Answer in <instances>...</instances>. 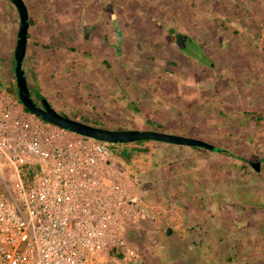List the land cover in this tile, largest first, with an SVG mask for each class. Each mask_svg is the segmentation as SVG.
Listing matches in <instances>:
<instances>
[{
	"label": "rangeland",
	"instance_id": "obj_1",
	"mask_svg": "<svg viewBox=\"0 0 264 264\" xmlns=\"http://www.w3.org/2000/svg\"><path fill=\"white\" fill-rule=\"evenodd\" d=\"M22 1L35 100L90 125L231 153L151 140L122 147V167L141 181L143 216L128 233L134 264H264V0ZM19 25L0 0L4 87L16 86Z\"/></svg>",
	"mask_w": 264,
	"mask_h": 264
},
{
	"label": "built area",
	"instance_id": "obj_2",
	"mask_svg": "<svg viewBox=\"0 0 264 264\" xmlns=\"http://www.w3.org/2000/svg\"><path fill=\"white\" fill-rule=\"evenodd\" d=\"M102 142L43 120L0 85V264L140 261L128 233L143 216L141 181L122 167L125 144Z\"/></svg>",
	"mask_w": 264,
	"mask_h": 264
},
{
	"label": "water",
	"instance_id": "obj_3",
	"mask_svg": "<svg viewBox=\"0 0 264 264\" xmlns=\"http://www.w3.org/2000/svg\"><path fill=\"white\" fill-rule=\"evenodd\" d=\"M8 1H10L16 7L20 17L16 49L14 52V76L17 97L29 112L56 126L71 130L78 134L95 138L96 140L106 143L129 144L138 141L151 140L170 144L185 145L193 148H204L210 151H214L217 148L215 145L198 138H191L188 136L166 133L162 131L140 129L116 130L90 125L56 111V109L51 105L50 101L42 94H40L38 97V100L41 104L40 105L34 99L31 93L27 77L23 69V62L28 46V30L30 26L28 8L25 2L22 0ZM186 38L187 37L182 34L176 35V40L178 44H180V48L185 46ZM252 166L256 171L260 170L259 162H252ZM171 232L172 229L168 228L166 233L167 235H170Z\"/></svg>",
	"mask_w": 264,
	"mask_h": 264
},
{
	"label": "trees",
	"instance_id": "obj_4",
	"mask_svg": "<svg viewBox=\"0 0 264 264\" xmlns=\"http://www.w3.org/2000/svg\"><path fill=\"white\" fill-rule=\"evenodd\" d=\"M1 86H2V84H0ZM12 94H14L16 97H17V89H16V86L14 87V88H9V87H6ZM18 98V97H17ZM27 110V109H26ZM28 111V110H27ZM81 121H83L84 123H88L87 122V120H85V119H83V120H81ZM215 151H220V152H222V153H225V154H231V153H229V151H226V150H224V149H219V148H216L215 149ZM130 155V152H128V151H126L125 152V156H129Z\"/></svg>",
	"mask_w": 264,
	"mask_h": 264
},
{
	"label": "flooded vegetation",
	"instance_id": "obj_5",
	"mask_svg": "<svg viewBox=\"0 0 264 264\" xmlns=\"http://www.w3.org/2000/svg\"><path fill=\"white\" fill-rule=\"evenodd\" d=\"M176 41H177V40H176ZM177 43H178V42H177ZM36 101L40 104V101H39L38 99H37ZM40 105H41V104H40Z\"/></svg>",
	"mask_w": 264,
	"mask_h": 264
},
{
	"label": "crops",
	"instance_id": "obj_6",
	"mask_svg": "<svg viewBox=\"0 0 264 264\" xmlns=\"http://www.w3.org/2000/svg\"><path fill=\"white\" fill-rule=\"evenodd\" d=\"M30 21V20H29ZM31 24V23H30ZM29 33V32H28ZM28 48V47H27Z\"/></svg>",
	"mask_w": 264,
	"mask_h": 264
}]
</instances>
